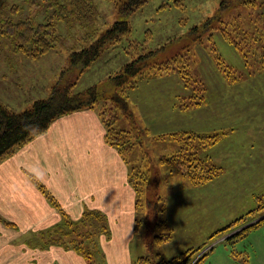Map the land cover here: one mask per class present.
I'll return each mask as SVG.
<instances>
[{
	"label": "rangeland",
	"instance_id": "374dc122",
	"mask_svg": "<svg viewBox=\"0 0 264 264\" xmlns=\"http://www.w3.org/2000/svg\"><path fill=\"white\" fill-rule=\"evenodd\" d=\"M0 1V16L14 22L27 16L43 22L51 13L40 3L32 5L31 0ZM177 1L182 7L171 5V0H149L126 17L131 26L129 37L109 45L79 77V71L72 70L64 80L68 77L77 81L74 92L94 84L101 86L108 76L136 57L139 50L134 42L141 44L144 51L157 50L151 59L156 63L184 55L190 76L201 85L190 83L185 88L177 73L161 72L140 80L128 93V105L142 143L141 146L135 143L125 159L129 167L149 174V183L141 185L140 205L135 211V225L137 220L140 223L130 244L132 261L157 254L156 259H170L186 250L204 247L190 256L188 264H194L210 248L200 264H264V224L247 232L242 239L225 241L232 233L264 218V209L257 210L264 204V0H256L254 7H245L234 0L224 5L226 0ZM165 3L170 6L161 9ZM93 4L97 11L92 38L95 40L120 16L113 1L93 0ZM15 6L17 12H12ZM86 29L79 24L57 23L54 48L37 59L14 53L11 44L1 40L0 100L11 110L22 112L35 100L47 98L62 72L65 75L69 53L91 43L84 39ZM231 39L243 52L232 45ZM127 48L130 54L124 52ZM158 78L166 79L155 81ZM194 87L203 88L204 104L180 110L183 116L180 123L201 135L219 134L213 146L204 145L199 153L200 157H211L209 161L221 169L217 177L199 186L191 185L173 167L158 164L162 157L177 154L182 145L168 137L173 133L169 131L176 128L155 132L150 124L155 119L152 108L163 103L170 106L169 94L173 95L177 108L183 99L189 102ZM102 90L110 91L106 86ZM159 92L164 94L159 99L147 95H160ZM117 117V129H131L132 125L119 112ZM194 142L198 144V140ZM155 173L160 177L157 195L161 201L153 206L148 202L155 201L152 189ZM251 210L255 212L244 220L243 216ZM239 218H243L241 223L219 232ZM94 225L65 226L50 236L27 241L26 246L40 244L47 237H56L63 243L82 240V234L90 232L94 240L85 239L83 243L91 251L89 261L106 264L99 241L102 235L96 233ZM68 232H73L72 237L61 236ZM161 234H170V241L158 243L155 237Z\"/></svg>",
	"mask_w": 264,
	"mask_h": 264
},
{
	"label": "trees",
	"instance_id": "16d2710c",
	"mask_svg": "<svg viewBox=\"0 0 264 264\" xmlns=\"http://www.w3.org/2000/svg\"><path fill=\"white\" fill-rule=\"evenodd\" d=\"M107 1L114 2L116 12L120 16V19L100 33L95 40L92 38L95 36L94 24L97 18V11L93 4V0H31L30 3L32 5L37 6L40 3L43 8L51 11L43 22H36V19L32 16H27L24 19L14 22L10 18H2V14L0 13V42L5 39L11 44V49L14 53H18L30 59H37L52 51L58 38L56 35V24L59 22L67 23L69 26L79 24L86 27V36L84 39H86V41H91L87 47L80 50H73L69 53L65 75L62 72V75L59 76L58 80L51 87L50 94L47 98L35 100L29 109L22 112H15L0 102V161L5 156L9 155L15 148L45 133L53 120L63 115L85 109H97L105 128L106 140L111 146L116 148L121 155H126L135 143L140 144V146L142 143L140 133L136 128L133 114L128 105V93L135 88L140 80L161 72H174L180 76L185 88H187L190 83H199L190 76V70L186 60H184V55H177L165 62L156 63L151 61V59L157 53V50L144 51L141 48V44L134 42L136 48H138L137 50H139L135 58L129 63L124 64L118 72L108 76L101 86H99L100 84H94L82 91L74 92L73 88L77 84V81L73 82L68 77L64 80V77L72 70H78L79 77L101 57L104 50L109 45L119 43L122 38L129 37L131 26L126 20V17L135 13L149 0ZM229 1L230 0L223 1L222 5H224V3L227 4ZM234 1L245 7H254L256 2V0ZM177 2V0H171V5L182 7V5L177 4ZM169 6L170 4L165 3L161 6V9ZM11 11L17 12V6L12 8ZM230 42L237 50L243 52V48L239 46L234 39H231ZM136 48L135 51H137ZM129 50V48L124 49V52L130 54ZM218 59L219 58H216V60ZM218 63L217 61V64ZM219 69L224 72V69L221 67H219ZM226 75H228V73H226ZM105 86L110 90L108 93L102 90ZM193 91L194 94L190 96L189 102H185L183 99L182 102L177 105L179 110L185 111L190 108H200L202 104H204L205 95L203 88L194 87ZM101 104L102 106H100L99 109L98 106ZM117 112L132 125L130 130H119L116 128L118 119ZM162 136L164 135L160 137L162 138ZM168 137L179 143L181 142L182 146L177 154H173L169 157H162L158 160V164L173 167L193 186L204 185L217 177L221 170L220 167L210 162L209 160H212V158L208 157V155L206 157H200L201 153H199V150L202 151L201 149L203 146L207 144L206 147L213 146L219 139V134L201 135L192 130H179L169 134ZM196 140H198V144L194 142ZM130 182L134 185L137 194L135 202L136 209L140 205V193L143 191L141 185L142 183H149V174L146 171L134 170L131 172ZM159 185L160 177L155 173L152 188L155 192L153 195L155 201L148 202L149 204H153V206L158 205L161 201V198L157 195ZM261 209H264V204L260 205L257 210ZM155 210L157 211V209ZM164 210V208L161 209V211ZM253 212H255V210L247 212V214L243 216L244 220L247 215L249 216V214ZM242 219L243 218H239L233 221L219 232L228 231L241 223ZM92 223L96 225H94L97 229L96 233L100 232L99 235L108 236L109 231L104 216L100 212L85 211L78 222L64 220L63 223L57 225L54 230L42 233L39 237L42 239L43 236H50L55 232L63 230L65 226L70 227L73 224L89 225ZM137 223L140 222L137 220L136 226ZM161 224L162 222L157 226ZM263 224L264 218L259 219L251 225L232 233L225 241L232 243L233 241L242 239L247 232ZM149 228L152 230L153 226ZM71 234H73V232L64 233L61 236L69 238ZM82 235V240L74 239L72 242L64 241L65 243L56 239V237H47L42 240V242L39 240L40 244L37 243V246L44 248L49 245H58L64 248H70L80 255L86 261V264H91L88 258V256L91 255V251L88 250L83 243L85 239L92 242L94 238L90 232ZM70 237H72V235ZM170 239V234H161L155 237L158 243H168ZM203 248L204 247L186 250L170 259H156L159 256L158 254L154 257L140 256L132 264H188V261L191 259L190 256L200 250L202 251ZM211 249L212 248L203 252L194 264H200ZM233 258L235 257L233 256ZM234 260L237 261L236 258Z\"/></svg>",
	"mask_w": 264,
	"mask_h": 264
},
{
	"label": "crops",
	"instance_id": "0c3cea01",
	"mask_svg": "<svg viewBox=\"0 0 264 264\" xmlns=\"http://www.w3.org/2000/svg\"><path fill=\"white\" fill-rule=\"evenodd\" d=\"M158 94L147 95H164ZM169 97L170 106L152 108L151 128L190 130L180 123L182 112ZM105 133L97 109L73 112L53 120L45 133L0 161V264H86L70 248L26 246L64 220L78 222L85 211L100 212L106 220L109 234L99 238L106 264L133 263L137 194L130 178L136 169Z\"/></svg>",
	"mask_w": 264,
	"mask_h": 264
}]
</instances>
